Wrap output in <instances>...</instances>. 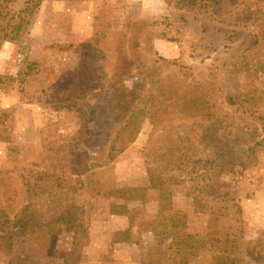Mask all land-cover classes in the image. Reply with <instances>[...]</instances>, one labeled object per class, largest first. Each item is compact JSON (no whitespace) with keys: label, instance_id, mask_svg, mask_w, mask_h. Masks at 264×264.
Listing matches in <instances>:
<instances>
[{"label":"rangeland","instance_id":"obj_1","mask_svg":"<svg viewBox=\"0 0 264 264\" xmlns=\"http://www.w3.org/2000/svg\"><path fill=\"white\" fill-rule=\"evenodd\" d=\"M154 1L46 0L17 42L5 34L24 1L0 8V264H87L90 222L114 205L153 233L145 264H209L210 218L232 259L264 240V0H160V14ZM135 25L176 42V58ZM144 177L171 195L161 224L147 187L116 197V179Z\"/></svg>","mask_w":264,"mask_h":264},{"label":"crops","instance_id":"obj_2","mask_svg":"<svg viewBox=\"0 0 264 264\" xmlns=\"http://www.w3.org/2000/svg\"><path fill=\"white\" fill-rule=\"evenodd\" d=\"M139 1H142L144 6L148 8L155 6V1L154 5L149 3V0ZM156 2L158 8L154 9V13L160 14L163 12L164 8L161 7L162 4L160 0H157ZM163 4L165 5L164 1ZM166 12L167 9L164 13ZM153 47L158 56L164 59L176 58L177 53H175V48H178L176 42L163 37H157L153 41ZM112 166H116V164H112L110 167ZM106 169L107 168L104 167L101 170ZM147 180L148 179L144 177L142 181H138L136 184L129 183V185H126L121 179H116L118 184L117 191L123 190L124 188H127V186L129 188L147 187L146 193L148 194H145L140 202L143 203L142 205L144 208L149 210L148 217L151 219L153 218L154 220L158 217L160 212V198L158 195H156V197L150 195V193H156L157 191L150 186V183ZM103 198L104 197L102 196V199ZM149 207L152 209L150 210ZM127 212L128 213L121 214L112 213L109 210H97L95 214L96 218L90 222L89 241L87 242L88 249H93L95 257H88L87 259L90 261H88L87 264H145V252L147 249V243L145 241L147 238L153 237V233L143 232L139 235V231L136 232V229L133 227L130 214L131 205H128ZM85 218L88 219V215H86ZM135 233L138 235V238L133 240V237L136 236ZM116 234H122L124 236L123 239H115ZM85 258L86 257H84V259Z\"/></svg>","mask_w":264,"mask_h":264},{"label":"trees","instance_id":"obj_3","mask_svg":"<svg viewBox=\"0 0 264 264\" xmlns=\"http://www.w3.org/2000/svg\"><path fill=\"white\" fill-rule=\"evenodd\" d=\"M0 1H3V2H0V8H1V7H3V4L6 3L7 1L14 2L17 0H0ZM23 1H24V10L19 14L20 16H22L20 22L17 25L8 27L11 29V31L9 34H5V38H8L12 42L18 41V39L23 34V27L22 26L24 25V23H27V24L29 23L28 16L34 17L35 11L38 10L40 8L41 4L46 0H23ZM0 16H2L1 11H0ZM138 17L140 19L141 16H138ZM141 18H142V20L143 19L144 20L149 19L148 17H141ZM135 20L136 19H134V21ZM152 30L153 29H151V31ZM135 31H136V34L138 37L141 38L143 36V39L146 41V43H148L150 45V48L154 52V55L158 56V54L154 51L153 41L155 38L161 37V36L157 35V32L156 33L155 32L150 33L151 31L148 32L145 28H143V27L139 28L136 25H135ZM6 32H9V31H6ZM205 82H206V86L204 89H208V87L210 85L207 84V81H205ZM129 92L130 91L128 89H125L122 94L127 96ZM116 94L119 96L120 93L118 91H116ZM228 99H229L230 104H234L232 97H229ZM110 100L112 103H115V102H117L118 99H117V96H115V97L112 96ZM212 103H213V101L211 99H208V101L201 104L202 108L204 110H206V112H208V114H210L211 109L216 108L215 104L213 103V105H212ZM119 104H121L120 101H119ZM114 111H118V110L115 109ZM136 117L137 116H135V113H131V115L128 117L127 122L124 125V129L121 130L122 134H126L130 143L135 141L137 134L139 133V129H138L139 125L137 124L136 121L140 117H137V118ZM122 146L123 147L121 149V152L125 151V145H122ZM153 182L154 181L152 180V183ZM153 188L157 190L158 187L155 185ZM130 192H132V190H130V189L119 190L116 194V197H118L120 199L122 195H126V194L129 195ZM162 196L163 197L160 200V212H159L158 219H157V220H159L158 222H160L159 224H161L160 218L161 219L163 218L164 212H171L172 211L171 195L169 193H164ZM127 211H128L127 207H124L121 205H114L112 207L111 212L112 213L125 214V213H128ZM218 227H219V224L216 221V219L210 218L209 219V229L214 228V230H216L215 235H217V236L215 237V239L211 238V235L207 236L209 239L213 240V244H211V246L209 247L210 254H211V261L209 264H264V240L262 238L258 241L256 252L250 250L249 254L248 253L244 254L243 252L240 251V254L244 255V259L240 258L239 260H235V259L231 258V255H229V253L232 252V249H227V248H229L227 246V244L225 242H224L225 244H223L222 241H219V238H221V236L223 234L221 233L220 229H218ZM193 238L194 237H191V236L189 237V241L191 243L194 241ZM184 245L185 246L183 247V250H188L187 248H185L187 244L185 243ZM193 254L194 253H191L190 255H193ZM190 255L185 254L184 255V261H181V264L182 263L186 264V261ZM246 257H248V258H246Z\"/></svg>","mask_w":264,"mask_h":264}]
</instances>
